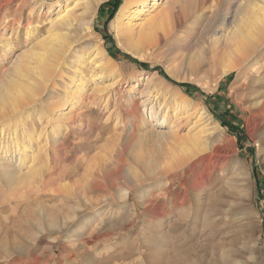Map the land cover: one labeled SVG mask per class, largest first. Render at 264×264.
Segmentation results:
<instances>
[{"label": "rangeland", "instance_id": "obj_1", "mask_svg": "<svg viewBox=\"0 0 264 264\" xmlns=\"http://www.w3.org/2000/svg\"><path fill=\"white\" fill-rule=\"evenodd\" d=\"M22 1L0 0V77L11 66V61L29 48L30 41L25 39L26 25L32 23L35 27L34 41H40L57 12L56 2L64 4L63 0H43L42 9L28 21L30 9H27L29 3L26 2L24 24L16 33L13 29L20 17L15 10L19 5L21 7ZM247 1L251 0H199L202 2L199 15L182 20L179 33H189L203 21L207 8L231 13L236 6H244ZM118 11L110 20L112 6L100 7L93 30L85 39L101 43L122 65L127 77L141 79L145 73H156V79L168 80L164 71L167 58L179 49L180 42L177 38L165 40L161 57H156L154 62H140L118 46L111 29V22ZM11 33L17 36H12V49L7 50L5 38H9ZM196 39V35L191 37L186 42L187 49H182L188 53L197 50ZM81 47L80 51L85 52L84 46ZM262 54L256 62L259 65L255 63L244 71V77L232 73L214 93L188 79L181 83L168 80L194 103L206 108L211 120L202 121L198 130L206 127L203 136L210 148L194 165L172 171L168 177L143 182L141 191L132 193L131 197L124 198L120 183L117 188H107L109 192L103 194L91 192L87 186L89 181H94L95 177L96 181L105 184L103 177L106 175L99 167L94 168L95 175L93 172L90 176L84 173L90 164L89 159L97 154L111 163L112 170L125 168L126 171L132 166L130 160L125 161V156L121 163L115 151L119 147L123 150L126 147L124 143L113 144L110 141L113 136L125 137L122 128H114L119 104L116 105L113 99L108 109H104L105 102L100 100L93 101L94 106L91 102L86 107L81 106V111L87 112L83 130H78L75 135L69 134L66 148L60 145L62 137L58 141L61 142L58 149L50 147L51 163H46L45 152L36 148L37 163L28 164H36L34 169L39 173L35 180L43 181L42 188L18 185L17 182L13 186L0 177V264H264V51ZM141 64H147V67ZM206 64L202 68L203 77L214 68L212 64ZM85 72L80 76L88 79L90 73L88 70ZM107 80L103 81L107 84ZM53 83L58 89L49 87L44 97L24 112L22 123L28 130H43L46 134L51 130L50 125L44 126V123V128L36 125L34 117L52 103L65 101L63 91L70 84L64 80ZM144 83L139 86V91ZM232 87L234 92L231 94ZM135 94V98L141 101L139 94ZM124 98L127 99L128 95ZM120 104L124 105L123 108L120 106L125 120H129L127 103L123 99ZM197 116L181 133H187L198 120ZM222 119L236 127L241 135L223 127ZM44 140L41 137L40 142ZM74 144L78 147L72 152ZM83 156L87 161L73 163ZM65 170L72 171L66 181L70 185L56 192L58 186H51L48 182ZM119 178L120 182L124 181L125 174ZM144 193L148 197L142 201L139 196ZM104 195L108 199H104Z\"/></svg>", "mask_w": 264, "mask_h": 264}, {"label": "bare ground", "instance_id": "obj_2", "mask_svg": "<svg viewBox=\"0 0 264 264\" xmlns=\"http://www.w3.org/2000/svg\"><path fill=\"white\" fill-rule=\"evenodd\" d=\"M63 1V5L56 2L57 12L49 23L50 28L46 30V35L40 41H34L35 27L32 23L25 24V39L30 41L29 45L26 44L29 48L11 61V66L0 77V177L5 178L7 183L17 182L18 185H37L38 189L42 188L43 181L35 180L38 172L34 169L36 164L28 166L29 163H37L36 148L44 151L46 163H51L50 147H53L52 150L59 147L61 142L58 141L62 137L63 143L60 145L66 148L69 134L72 132L75 135L78 130H83L87 112H82L81 106L86 107L88 102L95 100L105 102L104 109H108V104L113 99L116 105L119 104L114 128H122L125 137L113 136L110 141L113 144L124 143L126 147L123 150L120 147L115 149L119 157L117 158L122 163L125 156V161L130 160L132 166L126 171L125 168L112 170L111 163L96 153L97 155L89 159L90 164L84 173L90 176L92 172L94 174V168L99 167L103 169L101 171L106 178L103 177L105 184H102L92 176L94 181H89L87 185L91 192L105 193L109 190L107 188L114 189L120 183L124 198L131 197L132 193L141 191L143 182L168 177L172 171L184 170L197 163L201 155L210 148L208 140L203 136L206 127L198 130L200 123L210 115L205 111L206 108L194 103L170 81L184 82L188 79L214 93L219 90L221 82L232 73L240 77L244 71L255 65L264 51V0H256L257 3L253 0L247 1L244 6H236L231 13L222 12L219 8H207L205 19L197 23L194 29L191 28L189 33H179L180 24L182 20L199 13L202 3L199 0H124L111 22V29L115 33L118 46L126 54L140 62H154L156 57H161L160 51L165 40L177 38L180 42L179 49L167 58L165 65L164 71L170 81L156 79V73H145L141 79L127 77L123 73L122 65L109 55L101 43L85 39L93 30V22L98 18L101 5L110 0ZM26 2L29 3L27 9H30L28 21L43 6V0H23L21 7L19 5L20 8L15 10L18 16L14 15L20 17V20L13 32L20 30L24 24ZM13 35L16 34L11 33L9 38H5L7 50L12 49ZM195 35L197 39L194 44L197 45V50L190 53L188 50L184 51L188 47L186 42ZM82 45L85 52L80 51ZM205 63L212 64L214 68L209 75L203 77L201 74ZM82 69L90 73L88 79L80 76L85 72L79 71ZM105 78L108 79L107 84L103 81ZM55 80H64L70 84L63 91L65 101L44 107L45 111L34 117L36 125L43 127L44 123V126L50 125L51 130L47 131L48 134L43 133V130H28L22 123L24 112L44 97L49 87L58 89L53 83ZM143 81L144 87L139 91ZM233 92L232 87L231 94ZM135 93L139 94L141 101L135 98ZM126 95L127 99L124 98ZM123 99L127 103L129 120H125L123 116L124 105L120 104ZM161 100H164L162 106ZM196 116L198 120L190 126L187 133H181ZM210 120L211 117L207 121ZM41 137L45 140L40 142ZM77 147L74 144L72 152ZM86 158H76L73 163H83ZM71 173L72 171L65 170L48 184L57 185L59 191L56 192H60L69 187L70 182L66 181ZM123 174L124 181L120 182L119 177ZM99 180L101 181L100 178ZM147 197L145 193L139 196L142 201ZM106 198L107 195H104V199Z\"/></svg>", "mask_w": 264, "mask_h": 264}, {"label": "trees", "instance_id": "obj_3", "mask_svg": "<svg viewBox=\"0 0 264 264\" xmlns=\"http://www.w3.org/2000/svg\"><path fill=\"white\" fill-rule=\"evenodd\" d=\"M121 2H122V0H110L109 2H107V3H105V4H103V5L101 6V8H102L103 6H107V5L112 6V8H113V13L109 16V19H110V20L112 19V17H113V15H114L115 11H118V9H119V7H120V5H121ZM141 66L147 67V64H141ZM180 86H182V87H189V85H180ZM222 126L228 128V130H229L231 133H233V134H236V135H238V136L241 135V133L237 130L236 127H233L232 124L228 123L227 121H225V120H223V119H222Z\"/></svg>", "mask_w": 264, "mask_h": 264}]
</instances>
